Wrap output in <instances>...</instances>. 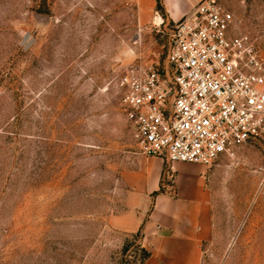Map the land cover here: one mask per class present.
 <instances>
[{
    "label": "rangeland",
    "instance_id": "rangeland-1",
    "mask_svg": "<svg viewBox=\"0 0 264 264\" xmlns=\"http://www.w3.org/2000/svg\"><path fill=\"white\" fill-rule=\"evenodd\" d=\"M220 1L264 55V0ZM150 3L0 0V264H141L114 219L139 153L119 79L172 42ZM212 167L201 264H264V133Z\"/></svg>",
    "mask_w": 264,
    "mask_h": 264
},
{
    "label": "built area",
    "instance_id": "built-area-1",
    "mask_svg": "<svg viewBox=\"0 0 264 264\" xmlns=\"http://www.w3.org/2000/svg\"><path fill=\"white\" fill-rule=\"evenodd\" d=\"M166 65H131L122 108L139 153L212 165L264 133V55L220 0L174 22Z\"/></svg>",
    "mask_w": 264,
    "mask_h": 264
},
{
    "label": "crops",
    "instance_id": "crops-1",
    "mask_svg": "<svg viewBox=\"0 0 264 264\" xmlns=\"http://www.w3.org/2000/svg\"><path fill=\"white\" fill-rule=\"evenodd\" d=\"M161 1L164 17L175 22L201 0ZM215 175L212 165L136 153L122 173L127 208L115 216L114 227L125 236L141 233L151 253L147 264H201Z\"/></svg>",
    "mask_w": 264,
    "mask_h": 264
},
{
    "label": "trees",
    "instance_id": "trees-1",
    "mask_svg": "<svg viewBox=\"0 0 264 264\" xmlns=\"http://www.w3.org/2000/svg\"><path fill=\"white\" fill-rule=\"evenodd\" d=\"M157 4V9L160 10L162 13H164V7H163V4H162V1L161 0H156ZM128 236H132V238L134 240H138V248L141 252V264H147V259L150 257V251L147 250L142 244H141V233L138 232V233H135V234H132V235H128ZM128 248V245L126 244L125 245V249ZM160 264H163V263H160Z\"/></svg>",
    "mask_w": 264,
    "mask_h": 264
}]
</instances>
